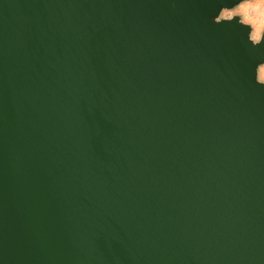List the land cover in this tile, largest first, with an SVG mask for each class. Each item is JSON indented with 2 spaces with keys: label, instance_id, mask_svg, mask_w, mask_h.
<instances>
[{
  "label": "water",
  "instance_id": "water-1",
  "mask_svg": "<svg viewBox=\"0 0 264 264\" xmlns=\"http://www.w3.org/2000/svg\"><path fill=\"white\" fill-rule=\"evenodd\" d=\"M246 1L0 0V264H264Z\"/></svg>",
  "mask_w": 264,
  "mask_h": 264
},
{
  "label": "rangeland",
  "instance_id": "rangeland-1",
  "mask_svg": "<svg viewBox=\"0 0 264 264\" xmlns=\"http://www.w3.org/2000/svg\"><path fill=\"white\" fill-rule=\"evenodd\" d=\"M240 15L244 22L253 27L252 38L259 41L264 33V0H249L233 10L224 11L223 18H231ZM259 79L264 82V66L259 70Z\"/></svg>",
  "mask_w": 264,
  "mask_h": 264
}]
</instances>
